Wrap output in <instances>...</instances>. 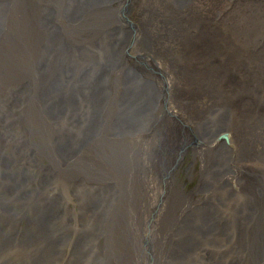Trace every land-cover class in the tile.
<instances>
[{"label": "bare ground", "instance_id": "bare-ground-1", "mask_svg": "<svg viewBox=\"0 0 264 264\" xmlns=\"http://www.w3.org/2000/svg\"><path fill=\"white\" fill-rule=\"evenodd\" d=\"M146 2L0 0V264H264V0Z\"/></svg>", "mask_w": 264, "mask_h": 264}, {"label": "rangeland", "instance_id": "rangeland-1", "mask_svg": "<svg viewBox=\"0 0 264 264\" xmlns=\"http://www.w3.org/2000/svg\"><path fill=\"white\" fill-rule=\"evenodd\" d=\"M147 8H148V4H147L146 0H132L131 9H130V20L131 21L127 22L129 20L126 19L125 22H127L128 24H130L132 22V23L137 25L139 20H140V18L142 19V17L146 14V11H143V10L144 9L147 10ZM232 8L233 7H231L229 10H231ZM229 10H227V11H229ZM220 105H222V104H216L213 107H215L218 112H221L222 111V106H220ZM217 111H215L214 113H216ZM209 121L211 122L212 120H208L207 123H209ZM219 142H220V140H219ZM182 157H184L183 162H180V163L178 162L177 167H179V168H176V173H178V174L182 173V175H178L177 178H182V179H185L187 181L188 186L186 185V189L188 191L189 190H194L196 184H198V185L207 184V182H206L207 179H209L210 181L213 179V174L214 173H212L207 167L205 169L203 168L202 159L199 158V157H195L193 155V151L192 150H189V152L185 153L184 156H182ZM111 183L112 184H117V181L116 182H111ZM123 194L124 195L120 196V198L124 199L123 203L128 204L126 202H129L127 200L129 198V195H131V194H129L128 191L124 192ZM201 196L203 197L202 207L203 208L204 207L205 208H209V205H211L212 200H214L213 199L214 197H212L208 192H204L203 194H201ZM97 197L100 198L99 201H102L104 199L108 200V198H112V196H108L107 193H104V194H101V195L97 194ZM71 207L74 208L75 210H77L75 208V203L74 202L71 203ZM108 210H109L110 213L114 214V218L118 217L117 213L114 211V204L113 203L109 206ZM127 212H128V210H126L124 212V215H126ZM130 213H131V211H130ZM105 214L103 216L104 218L107 217V216H105ZM112 220L116 221L115 219H112V218H109V217L107 218V221L103 224V230L108 231L107 228L109 227V223H111ZM71 227H73L72 232L74 230L75 231L77 230V228L74 229L75 226L72 225ZM108 236H110V234H108ZM95 251L96 250H94V252L93 251L92 252H87V256H89V257H86V259H89V260L85 261V264H100L99 261L95 262V260H91L90 259V258H92L91 256H93L95 254ZM109 262H110V260H109Z\"/></svg>", "mask_w": 264, "mask_h": 264}]
</instances>
